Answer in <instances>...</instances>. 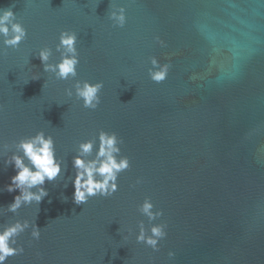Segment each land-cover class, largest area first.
I'll use <instances>...</instances> for the list:
<instances>
[{
    "label": "water",
    "instance_id": "95a60500",
    "mask_svg": "<svg viewBox=\"0 0 264 264\" xmlns=\"http://www.w3.org/2000/svg\"><path fill=\"white\" fill-rule=\"evenodd\" d=\"M110 3L126 8L124 28ZM6 9L28 35L18 50L0 37V145L44 131L67 165L39 205L12 214V153L0 158V226L41 230L6 264H264V0H0ZM62 30L77 33V79L104 83L95 111L38 58L48 46L58 61ZM153 56L171 64L161 84L147 75ZM101 129L123 139L131 167L114 196L76 205L72 158ZM146 197L168 225L158 253L135 242Z\"/></svg>",
    "mask_w": 264,
    "mask_h": 264
},
{
    "label": "clouds",
    "instance_id": "9594fccd",
    "mask_svg": "<svg viewBox=\"0 0 264 264\" xmlns=\"http://www.w3.org/2000/svg\"><path fill=\"white\" fill-rule=\"evenodd\" d=\"M109 8L108 19L112 22V26L124 28L127 24L126 8L113 3H110ZM27 35V29L17 21L11 9L0 10V37H3V49L18 50ZM155 39L161 47L165 46V42L159 37ZM77 43L76 32L62 30L55 45V52L59 54L58 61L52 62L54 53L48 46L39 48L38 58L43 64L44 72L51 74L56 81H74L65 89V95L69 99L74 97L76 101H82L84 109L95 111L101 104L100 94L104 83L77 79V67L80 63ZM149 62L151 67L147 69L148 78L155 84L163 83L168 78L171 64L161 63L155 56L151 57ZM35 79L39 77H33V80ZM123 143V139L116 132H107L103 129L99 130L95 138L78 143L76 154L72 158L75 175L74 178L69 177L74 188L72 199L76 205L87 204L89 199L94 197L109 198L118 192L120 174L131 167L129 158L121 154ZM7 152H11L12 155L4 160V164L13 166L16 174L11 177L10 184L6 185L4 190L8 193L18 190L19 195L14 197L6 211L16 214L24 206L33 203L39 205L48 196L44 188L45 182H53L61 178L62 171L67 165L64 159L57 158L55 141L44 131L21 138L12 145H0V158L8 156ZM141 182L138 179L130 187L135 188ZM66 199L65 197L64 200ZM154 208L155 205L150 197H146L137 206L138 213L147 218L149 227H145L143 220L138 222L135 242L151 249L153 253H158L160 242L168 235L166 231L168 225L154 223L164 215L162 210L154 211ZM30 228L31 239L39 241L41 230L28 220H17L0 226V264H6L9 258L24 254L25 248L18 243V238ZM167 256L172 260L175 252L168 251Z\"/></svg>",
    "mask_w": 264,
    "mask_h": 264
}]
</instances>
